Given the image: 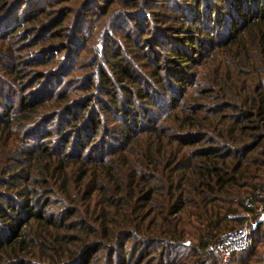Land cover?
<instances>
[{
    "label": "trees",
    "instance_id": "trees-1",
    "mask_svg": "<svg viewBox=\"0 0 264 264\" xmlns=\"http://www.w3.org/2000/svg\"><path fill=\"white\" fill-rule=\"evenodd\" d=\"M260 206L264 0H0V264H264Z\"/></svg>",
    "mask_w": 264,
    "mask_h": 264
},
{
    "label": "built area",
    "instance_id": "built-area-1",
    "mask_svg": "<svg viewBox=\"0 0 264 264\" xmlns=\"http://www.w3.org/2000/svg\"><path fill=\"white\" fill-rule=\"evenodd\" d=\"M244 205L250 208L253 207V204H251L248 200L244 202ZM262 209V206H260V212ZM250 232L251 228L249 226H245L241 229L228 233L217 243L215 248L224 264L230 260L233 253L245 250L251 246L252 238Z\"/></svg>",
    "mask_w": 264,
    "mask_h": 264
},
{
    "label": "water",
    "instance_id": "water-1",
    "mask_svg": "<svg viewBox=\"0 0 264 264\" xmlns=\"http://www.w3.org/2000/svg\"><path fill=\"white\" fill-rule=\"evenodd\" d=\"M264 221V214H262L260 217H259V219L257 220V224L258 223H261V222H263Z\"/></svg>",
    "mask_w": 264,
    "mask_h": 264
},
{
    "label": "rangeland",
    "instance_id": "rangeland-1",
    "mask_svg": "<svg viewBox=\"0 0 264 264\" xmlns=\"http://www.w3.org/2000/svg\"><path fill=\"white\" fill-rule=\"evenodd\" d=\"M254 206L257 207L256 205H254ZM255 207H254V208H255ZM259 208H260V207H259ZM259 208H258V211H260ZM261 211H264V209H262ZM263 214H264V212H263ZM186 245H189V244L186 243ZM230 260H231V258H230ZM230 260H229V261H230ZM229 261H228V262H229ZM228 262H227V263H228Z\"/></svg>",
    "mask_w": 264,
    "mask_h": 264
}]
</instances>
